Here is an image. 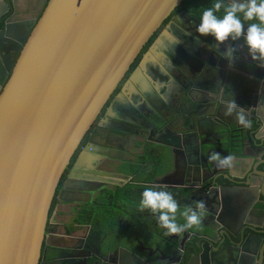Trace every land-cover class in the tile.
<instances>
[{"label":"water","instance_id":"95a60500","mask_svg":"<svg viewBox=\"0 0 264 264\" xmlns=\"http://www.w3.org/2000/svg\"><path fill=\"white\" fill-rule=\"evenodd\" d=\"M31 1L34 0H28L29 6ZM181 1L36 0L40 12L32 21L15 16L18 9L14 0H0V20L4 19L0 29V264H39L50 206L71 157L131 64ZM9 12L11 15L5 19ZM165 34L163 30L148 47L129 77L140 88L143 84L148 88L146 81L139 78L141 65H146ZM196 39L202 41L200 37ZM240 41L229 39L219 44L210 36V42H205L209 45L207 60H199L204 67L209 66L213 55L223 57L227 73L221 70L219 80L223 78L224 82L210 92L196 84L201 70L192 75L179 70L184 81L179 85L178 100L181 106L190 101L188 104L194 108L191 132L197 136L198 161L189 159L187 164L199 168L212 165L209 157L217 152L208 149V142L199 140L206 135L201 131L205 120L213 119L219 140L225 139L227 143L228 149L223 152L226 157L237 146L233 141H240L236 147L240 154L232 156L238 160L241 176H247L245 184H252L251 175L261 177L257 187L234 189L233 198L241 204L251 199L249 207L242 204V212L254 207L263 218L260 224L244 221L234 230L223 214L232 200L226 205L228 200L225 201L221 189L210 197L206 195L204 199L211 211L205 212L211 214L210 222L189 229L194 235L195 230L204 242H197L198 250L189 252V257L183 252L187 247L177 249L170 242L163 244L159 257L164 264H264V134L259 138V145L263 144L259 155L248 156L243 144L247 129L236 122L235 112L224 115L226 104L235 100L246 109L252 130L259 123L264 125V111L258 110L264 106V78H260L262 84L253 80L255 84L238 85L237 78L228 72L230 69L239 74L234 70L238 58L250 70L264 72V68L258 67L259 62L251 59L247 47L243 43L244 47L237 45ZM229 47L231 55L227 53ZM140 88L138 91L142 92ZM160 100L164 101L162 97ZM163 104L168 107L166 102ZM179 118L185 121L184 117ZM236 131L238 136L234 135ZM183 133L182 138H186L187 130ZM164 145L173 151L178 143ZM181 147L187 148L185 141ZM91 160L94 161L93 154L78 152L71 169L73 174H69L73 182L79 173H87L80 168L88 167ZM87 177L94 184L101 181L100 176ZM229 180L239 183L233 178ZM187 191L190 196V189ZM58 198H62L61 191ZM217 202L220 210L216 213ZM254 236L256 243L250 238ZM121 251L128 254L124 248Z\"/></svg>","mask_w":264,"mask_h":264},{"label":"flooded vegetation","instance_id":"af4514ba","mask_svg":"<svg viewBox=\"0 0 264 264\" xmlns=\"http://www.w3.org/2000/svg\"><path fill=\"white\" fill-rule=\"evenodd\" d=\"M228 2L229 0H224L225 4ZM33 3L34 1H31L29 6L32 15L28 16L32 21L40 12ZM198 4L190 5L183 0L176 6L143 47L82 137L62 174L52 200L39 264H164L165 261L159 257V251L163 244L169 242L175 244L177 249L187 247L188 249L183 252L189 257V252L198 250L195 244L199 241L202 244L204 239L196 236L198 233L195 230L194 235L189 229L179 234L165 235L166 230L159 226L156 214L150 210L143 212L139 210L145 185L157 186L173 194L179 204L177 222L180 224L184 223L180 213L185 206L195 207L199 201H204L206 205L201 222L209 224L211 214L205 210L211 211V208H208L204 197L206 195L210 197L219 189L225 196V201L228 200L226 205L232 200L227 206V212L223 214L234 230L244 221L252 224L261 223L263 214L256 212L254 207L244 210L245 213L242 212V204L245 203L249 207L251 199L242 201L241 204L233 198L234 189L257 187L260 184L258 181L261 180L259 175H251L252 184L246 185L247 176H241L243 172L238 170L236 158L231 168H217L213 161L211 166L203 165L201 168L199 165L187 164L189 159L198 161L195 145L197 136L191 132L194 128L191 113L194 110L193 105L188 104L189 101L185 106H181L178 100L181 90L179 85L184 81L179 70L191 75L192 72L201 70V78L196 84L212 92L220 87V83L223 84L224 79L219 80L220 72L221 70L226 72L227 68L222 65L223 57L216 58L215 55L212 56L209 66L202 67L200 60L204 62L207 60L209 45L205 42H210V35L200 36L196 32L199 23L197 12L200 11V3ZM14 5L17 9L15 3ZM18 13L15 11V16L21 18ZM10 15L11 12L5 19ZM3 20H0V29ZM252 22L258 21L244 23ZM244 27L246 30L247 26ZM163 30L166 34L160 37L154 53L151 52L152 59L148 58L146 65L145 62L141 65L143 70L140 71L139 78L140 81H146L148 88H144L145 84L140 88L129 80V77L148 47L159 38ZM196 37H200L202 41ZM240 40L237 45L244 47V40L242 38ZM191 53L196 57L194 58ZM234 63V70L239 74L231 73L230 69L228 72L237 78L238 85L255 84V81L262 84L260 78H264V72L250 70L239 58L235 59ZM134 79L138 80V77ZM138 88L142 89V92L138 91ZM193 96H196V93L193 92ZM161 97L164 101L160 100ZM165 102L168 107L163 104ZM258 110L264 111V106H259ZM179 117H184L185 121L181 122ZM215 124L213 119L205 120L201 131L206 132V135L201 137L199 142H208V149L221 153L220 157L223 159L226 158L223 152L228 149L227 143L225 139L219 140L218 130L213 128ZM245 129L248 136L243 140L244 153L248 156H257L263 146L259 145V141L264 134V125L259 123L253 130L251 127ZM184 130H187L186 138H182ZM234 135L238 136L239 131ZM254 135H257V139ZM183 141L186 142L187 148L181 147ZM170 142L178 143L177 147H171L173 151L164 145ZM234 142H237L235 143L237 146L233 148L231 154L237 156L240 150L238 151L236 147L240 141ZM89 148L91 152H88ZM79 151L93 154L94 161L91 160L86 168L81 167L80 169H85L87 173H79L80 176L77 175L76 182H73L69 174H73L71 169ZM168 172L170 174L166 175ZM229 174L232 177H229ZM87 175L100 176L101 181L94 184ZM105 178L109 181H104ZM148 178L151 182H145ZM229 178L236 179L239 183L236 185ZM158 181H162V184ZM187 189L191 191L190 196L187 195ZM60 191L62 198H58ZM235 208L240 210L238 220H233L234 215L230 214ZM218 210L220 209L217 202L216 213ZM250 238L252 243L257 242V237ZM122 248L127 250L128 254L137 257L131 255L132 258L121 251Z\"/></svg>","mask_w":264,"mask_h":264},{"label":"clouds","instance_id":"9594fccd","mask_svg":"<svg viewBox=\"0 0 264 264\" xmlns=\"http://www.w3.org/2000/svg\"><path fill=\"white\" fill-rule=\"evenodd\" d=\"M222 8L223 16H217L216 13ZM250 21L258 22L248 23L245 30L244 22ZM196 32L200 36L214 37L219 44H224L229 39L238 41L243 37L244 46L247 47L251 59L259 62L258 67L264 68V0H229L227 4L224 0H215L211 7L202 12ZM227 53L232 54L231 47L227 49ZM226 106L227 111L224 113L226 117L235 112L239 125L251 127V122L246 117V109L239 107L235 100ZM209 159L215 162L217 168H231L235 161L232 155L221 159L218 153L211 154ZM141 197L139 210L141 212L150 210L156 214L159 226L166 230L165 235L179 234L198 226L206 207L204 201L197 202L195 207L185 206L180 213L184 223L180 224L177 222L179 204L171 192L145 187Z\"/></svg>","mask_w":264,"mask_h":264},{"label":"crops","instance_id":"0c3cea01","mask_svg":"<svg viewBox=\"0 0 264 264\" xmlns=\"http://www.w3.org/2000/svg\"><path fill=\"white\" fill-rule=\"evenodd\" d=\"M16 7L18 9V16L23 18V17H28L30 15H32V11L29 9V4H28V0H16L15 1ZM37 5L36 0H34V3ZM37 8H39V5H37ZM35 10V8H33V11ZM240 211V210H239ZM239 211L238 209H232L230 214L234 215L233 216V220H238L239 219Z\"/></svg>","mask_w":264,"mask_h":264},{"label":"trees","instance_id":"16d2710c","mask_svg":"<svg viewBox=\"0 0 264 264\" xmlns=\"http://www.w3.org/2000/svg\"><path fill=\"white\" fill-rule=\"evenodd\" d=\"M185 2H189L190 5L194 4L196 6L199 5L198 3H200V7H199L200 11L197 12V14H198L197 18L200 19L201 12H203L206 8L211 7L212 4L215 2V0H201V1H199V0H185ZM223 14H224L223 8L221 9V11L219 13H216V15L220 16V17H222ZM145 182H151V181L148 178V179H145ZM145 187H153L154 190H163V189H161L160 187H157V186H146L145 185Z\"/></svg>","mask_w":264,"mask_h":264}]
</instances>
